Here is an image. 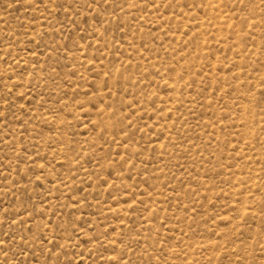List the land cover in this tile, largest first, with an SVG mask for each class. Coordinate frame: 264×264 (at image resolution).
<instances>
[{
  "label": "rangeland",
  "instance_id": "1",
  "mask_svg": "<svg viewBox=\"0 0 264 264\" xmlns=\"http://www.w3.org/2000/svg\"><path fill=\"white\" fill-rule=\"evenodd\" d=\"M6 260L264 264V0H0Z\"/></svg>",
  "mask_w": 264,
  "mask_h": 264
},
{
  "label": "snow or ice",
  "instance_id": "2",
  "mask_svg": "<svg viewBox=\"0 0 264 264\" xmlns=\"http://www.w3.org/2000/svg\"><path fill=\"white\" fill-rule=\"evenodd\" d=\"M4 264H8V261L6 260V261L4 262Z\"/></svg>",
  "mask_w": 264,
  "mask_h": 264
},
{
  "label": "bare ground",
  "instance_id": "3",
  "mask_svg": "<svg viewBox=\"0 0 264 264\" xmlns=\"http://www.w3.org/2000/svg\"><path fill=\"white\" fill-rule=\"evenodd\" d=\"M248 204V203H247Z\"/></svg>",
  "mask_w": 264,
  "mask_h": 264
}]
</instances>
